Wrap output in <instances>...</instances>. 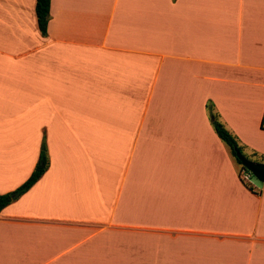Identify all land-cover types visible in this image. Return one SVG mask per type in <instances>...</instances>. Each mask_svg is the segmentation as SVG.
Segmentation results:
<instances>
[{"label": "crops", "instance_id": "obj_1", "mask_svg": "<svg viewBox=\"0 0 264 264\" xmlns=\"http://www.w3.org/2000/svg\"><path fill=\"white\" fill-rule=\"evenodd\" d=\"M35 3L0 0V194L43 134L49 167L0 211V264H264V182L207 110L264 155V0H50L45 36Z\"/></svg>", "mask_w": 264, "mask_h": 264}, {"label": "trees", "instance_id": "obj_2", "mask_svg": "<svg viewBox=\"0 0 264 264\" xmlns=\"http://www.w3.org/2000/svg\"><path fill=\"white\" fill-rule=\"evenodd\" d=\"M49 7H50V0H36L35 3V16L37 20V25L39 31L42 36H45L47 33V22L49 18ZM207 110L209 114L210 122L217 134V136L223 141V143L229 148L230 154L233 157L237 167L240 166L242 170H246L236 157L235 149L239 150L241 154L249 160L254 162H259L264 164V155L258 154L257 152H253L250 156H246L243 153V147L239 144L237 138L230 133L224 125L219 121L218 114L213 111L211 105H207ZM49 167V158L46 152L45 144L42 143L39 156L36 165L34 166L31 174L29 177L20 184L17 188L12 191H9L4 194H0V211L9 205L10 203L17 200L21 195L27 192L36 182L37 180L45 173L47 168ZM239 173V170H238ZM240 175V173H239ZM252 176V175H251ZM242 180V179H241ZM245 180H243L244 182ZM246 185L247 182H244ZM248 185V184H247Z\"/></svg>", "mask_w": 264, "mask_h": 264}, {"label": "rangeland", "instance_id": "obj_3", "mask_svg": "<svg viewBox=\"0 0 264 264\" xmlns=\"http://www.w3.org/2000/svg\"><path fill=\"white\" fill-rule=\"evenodd\" d=\"M25 101H26V99H25ZM22 104H23V102H21V105H18V109H20V108H24V109L31 108L32 109V105L30 102L26 101L24 105H22ZM26 105H28V106H26ZM13 107H15V105ZM41 109H43V108H41ZM38 111L40 112V107H38ZM37 114H38L37 112L35 113L33 111V113L31 112V116L26 117L25 119H23V121L33 124L32 126H36L38 124L37 122H39L40 120H43V119H40L41 117L38 116ZM12 116L13 115H10L6 119L5 118L1 119V117H0V121L9 122V123L15 122L16 119L12 118ZM1 131H3L5 133L4 129H2ZM17 131H18V134H20L21 138H23L24 146H28V148H29V150L27 152H30V154L32 151L35 152V150H37V142H39V140H40V134H41L42 130L37 129V128H25V130H17ZM55 132L53 130V133L56 134V140H58L57 129L55 130ZM50 133H51V131H50ZM10 136H15V134L12 133L8 136H4V137L0 138V156L2 154H5V153H7L6 155L13 156L16 154L17 148L20 147V145H18V147L13 146L19 142H17L16 138H12ZM260 138L262 140H264V135L260 136ZM50 140H51V138H50ZM42 143L45 144L46 152L48 155L50 147L47 144L46 136L44 134L41 136V140H40V144H39V151H40ZM48 148H49V150H48ZM30 154H27V155H30ZM238 170H239V173L241 172V174H243L242 168L240 166H238ZM250 181L257 183V184L260 183L254 176L250 177Z\"/></svg>", "mask_w": 264, "mask_h": 264}, {"label": "water", "instance_id": "obj_4", "mask_svg": "<svg viewBox=\"0 0 264 264\" xmlns=\"http://www.w3.org/2000/svg\"><path fill=\"white\" fill-rule=\"evenodd\" d=\"M235 153L241 165L246 170H248L259 182H264V164L247 159L237 149H235Z\"/></svg>", "mask_w": 264, "mask_h": 264}, {"label": "built area", "instance_id": "obj_5", "mask_svg": "<svg viewBox=\"0 0 264 264\" xmlns=\"http://www.w3.org/2000/svg\"><path fill=\"white\" fill-rule=\"evenodd\" d=\"M260 126H261V128L264 129V112H263V115H262V118H261ZM242 171H243V174H241V172H240V177H241V179H242V180H245V181H249V180H250V177H251L250 172L248 173V172L245 171V170H242Z\"/></svg>", "mask_w": 264, "mask_h": 264}]
</instances>
